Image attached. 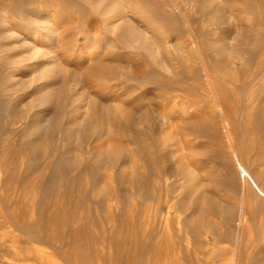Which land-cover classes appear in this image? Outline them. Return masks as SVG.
Here are the masks:
<instances>
[{"label":"rangeland","instance_id":"rangeland-1","mask_svg":"<svg viewBox=\"0 0 264 264\" xmlns=\"http://www.w3.org/2000/svg\"><path fill=\"white\" fill-rule=\"evenodd\" d=\"M241 166L264 191V0H0V264H264Z\"/></svg>","mask_w":264,"mask_h":264},{"label":"bare ground","instance_id":"bare-ground-1","mask_svg":"<svg viewBox=\"0 0 264 264\" xmlns=\"http://www.w3.org/2000/svg\"><path fill=\"white\" fill-rule=\"evenodd\" d=\"M145 116H146V114H145ZM133 118H135V117H133ZM128 122V121H127ZM130 124H132V123H130ZM147 128H149V127H147ZM142 131V130H141ZM150 131V130H149ZM145 132V131H144ZM146 132H148V131H146ZM151 133V132H150ZM150 133H146V134H149L150 135ZM153 133V132H152ZM142 134V133H141ZM153 135L151 134V137H152ZM146 137V136H145ZM150 137V136H149ZM154 137V136H153ZM148 141V140H147ZM149 141L151 142V140H150V138H149ZM145 142V141H144ZM16 143H18L17 141H16ZM16 143H14V144H16ZM21 143V142H20ZM146 143V142H145ZM149 143V142H148ZM148 143H146V144H148ZM19 144V143H18ZM32 145H33V143H31ZM145 144V145H146ZM17 145V144H16ZM21 145V144H20ZM19 145V146H20ZM143 145V144H142ZM157 145V144H156ZM156 145H152V143L151 144H149L148 146L149 147H144V148H147V149H145V150H142L141 151V156H144L146 159H145V163H146V165L147 164H150V163H157V164H160V160H159V155H158V150L156 151L155 150V147H156ZM14 146V145H13ZM18 146V145H17ZM36 145H34V147H35ZM144 146V145H143ZM34 147H31V148H34ZM38 147V146H37ZM57 147V146H56ZM59 147V146H58ZM57 147V148H58ZM19 148V147H18ZM20 148H21V146H20ZM26 148H28V146L26 147ZM25 148V149H26ZM56 148V149H57ZM143 148V149H144ZM16 149V148H15ZM56 149H55V152H57L56 151ZM158 149V148H157ZM28 150H30V149H28ZM37 151V150H36ZM54 152V151H53ZM28 154V153H27ZM54 154V153H53ZM160 154V153H159ZM51 155V156H50ZM49 155V157H47V159L49 158L50 159V157H52V154H50ZM112 156V155H111ZM56 158V157H55ZM93 159V158H92ZM161 159V158H160ZM45 161H47V160H45ZM165 161V160H164ZM93 162H94V160H93ZM44 163V162H43ZM111 163H113V164H115V162H114V157L112 158V160H111ZM164 163V162H163ZM100 166L101 167H105V166H107V159H105V160H103L101 163H100ZM114 166V165H113ZM100 168V167H99ZM44 170V169H43ZM123 171V170H122ZM138 171V170H137ZM146 171H148V172H150V171H153V174L154 175H156V174H158V175H156V176H161V171H162V166H159V167H155V170H154V168L153 167H149L148 165L146 166ZM156 173V174H155ZM99 174V173H98ZM139 174V173H138ZM240 174H241V176H242V178L244 179V181L246 182L247 181V179L248 180H250V182L253 184V186L256 188V190H258V192L262 195V196H264V191L257 185V183H256V181L252 178V176L247 172V170L243 167V166H241V172H240ZM83 175V174H82ZM82 175H80V176H77L75 179H73V180H71V181H69V190H68V193H66V194H64L63 192H59V194H58V196L56 197V200H55V203H56V206H57V208L60 210L59 212H60V214L58 215V213L53 217L55 220H59L58 218H60V215H61V217L62 216H64L65 215V213L66 214H68V216H69V214H71V216L72 217H75L76 216V214H79V213H81V214H83V210L85 209V210H89L88 212L89 213H92V212H94V211H92L91 210V212H90V207L89 206H87V204H82L81 203V201L79 200V198H80V195H81V192H83V193H85L86 191H87V189H88V185L86 184V182L84 181V178L82 177ZM119 176H118V178H120V179H122V180H128L131 184H132V186H134V188L136 189V192H137V194H138V196L140 195V194H143L144 192H146L149 188H150V185H151V183H152V180H151V175H148V174H146V173H143V174H140V175H137V174H135V172H133V174H126V173H124V172H119V174H118ZM88 176V175H87ZM94 176V175H93ZM155 177V176H154ZM91 179V178H90ZM95 181V180H94ZM94 183V182H93ZM248 183V182H247ZM62 184V183H61ZM60 184V185H61ZM62 186V185H61ZM60 187V186H59ZM63 187V186H62ZM62 188H60V190H61ZM66 189V188H65ZM111 190V189H110ZM108 191V193H111V191ZM83 193H82V196H84L83 195ZM112 193H113V191H112ZM105 194H106V196H107V189H106V192H105ZM136 194V193H135ZM143 196V195H142ZM142 200V199H141ZM141 200L139 201V202H141ZM86 202V201H85ZM123 205L125 204L126 206L128 205L127 203L128 202H126V200H124L123 202ZM131 204V203H130ZM130 204H129V206H130ZM136 208V207H135ZM138 208V207H137ZM110 210V209H109ZM109 210L107 211V212H109ZM135 210H137V209H135ZM173 210H175V209H173ZM97 211V210H96ZM138 211V210H137ZM136 212V211H135ZM86 213V212H85ZM84 215V214H83ZM98 215V214H97ZM105 215H108L107 213L105 214ZM109 215H112L113 217L114 216H116V219H119L120 220V223H121V221L122 222H128V221H130L131 219H129V217H127L126 215H124L122 212H120V213H118V214H116L112 209L110 210V213H109ZM66 217H67V215H65ZM133 216H135V215H132L131 217H132V220H131V222L132 221H135L134 220V217ZM89 217V216H88ZM98 217V216H97ZM68 218V217H67ZM188 219V218H187ZM186 219V220H187ZM61 220V219H60ZM64 221V220H63ZM65 222H67V220L65 221ZM93 222V221H92ZM91 222V223H92ZM94 223V222H93ZM131 224H133V223H131ZM87 225V224H86ZM117 227V226H116ZM91 228V229H90ZM119 228H121L120 230H118ZM119 228H115V229H112V230H110V233H111V236H114L113 235V233H117V231L118 232H120V233H123L124 235H125V233L124 232H122V226H120ZM124 231V230H123ZM81 232H83L84 233V235L86 236V239H88V238H91V241H92V238H96L98 235L94 232V230H93V228L90 226L89 227V225H88V228L87 227H82L81 228ZM132 232V231H131ZM153 232H155V230L153 231V229L149 232V238H150V236H152L153 237ZM178 232V231H177ZM176 232V233H177ZM179 232H180V230H179ZM128 233H129V230H128ZM127 233V231H126V236L125 237H130V234H128ZM118 234V233H117ZM156 234V233H155ZM168 234H166V238H170L171 236L170 235H168ZM177 235V234H176ZM186 235V234H185ZM177 236H179V235H177ZM117 236H115V237H113V241H114V238H115V240L117 239H119V238H116ZM123 237V236H122ZM124 237V238H125ZM181 237V236H180ZM98 238V237H97ZM127 239V238H126ZM183 239V238H182ZM119 240H121V239H119ZM95 241V240H94ZM138 242H140V241H138ZM118 242H116V244H117ZM150 243V246L151 247H149L148 249H146V250H144V248H142L141 247V244H139V243H136V245H135V250H136V252H138V253H140V254H142V253H144V252H150L151 250H152V247L154 246L153 245V243L150 241L149 242ZM151 243H152V245H151ZM154 249H157V251H160V248L158 247V248H154ZM87 253H90V251L89 252H87ZM234 262V261H233ZM234 264H236V262H234Z\"/></svg>","mask_w":264,"mask_h":264}]
</instances>
